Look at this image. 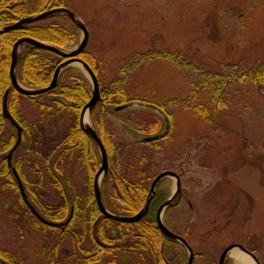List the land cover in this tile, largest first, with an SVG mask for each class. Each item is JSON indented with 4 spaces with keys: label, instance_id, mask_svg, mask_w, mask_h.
I'll return each instance as SVG.
<instances>
[{
    "label": "rangeland",
    "instance_id": "1",
    "mask_svg": "<svg viewBox=\"0 0 264 264\" xmlns=\"http://www.w3.org/2000/svg\"><path fill=\"white\" fill-rule=\"evenodd\" d=\"M54 4L66 7L86 25V51L95 57L100 92L122 88L125 93L126 107L115 110L120 103L107 102L86 117L97 131L100 122L110 131V137L106 135L110 167L132 181L141 179L142 170L141 183L148 191L153 177L163 170L180 176L182 199L164 211L162 222L197 252L194 264H217L222 249L231 243L252 250L264 264V81L241 79L264 61V0H54ZM56 20L75 32L63 16ZM75 34L74 43L65 49L77 45L81 31ZM69 68L61 72L62 82L79 77L91 91L80 64ZM216 89H221L218 108ZM53 98L43 94L39 100ZM199 107L205 112H198ZM20 111L28 120L41 118L39 132L43 128L52 136L70 119L65 112L47 117L49 113L27 97L21 99ZM10 129L4 122L6 136ZM150 136L155 138L145 142ZM27 145L28 140L20 142L14 158L18 154L24 159L22 170L45 203L57 205L63 197L73 200L84 191L79 150L64 158L62 174H57L63 187L57 191L45 171L41 186L36 183L38 175L23 158ZM103 177L104 199L120 206L110 196L111 180ZM174 191L175 179L164 177L155 193L166 200ZM3 197L0 250L11 254L12 261L0 259V264H75L76 243L39 233L29 224L31 215L18 210L16 197ZM5 199L14 210L3 207ZM67 213L57 222L65 221ZM80 245L90 248L92 241L87 237ZM166 253L173 264H187V250L179 244L169 243ZM131 256L135 259L131 264H137ZM226 264L243 263L229 252Z\"/></svg>",
    "mask_w": 264,
    "mask_h": 264
},
{
    "label": "trees",
    "instance_id": "2",
    "mask_svg": "<svg viewBox=\"0 0 264 264\" xmlns=\"http://www.w3.org/2000/svg\"><path fill=\"white\" fill-rule=\"evenodd\" d=\"M54 5V0H0V27L12 24L24 16L45 11L49 7H54ZM59 5L61 6V4ZM61 16L73 25L75 32L78 30L66 15L54 14L45 19L29 22L20 28L0 34V105L4 92L10 88L7 106L14 119L23 128L21 142L28 140V145L25 149L26 157L23 158L30 165L31 171L38 175L36 183L41 186L45 171L50 173L51 183L55 190L59 191L58 189L63 186L57 174H62V162L64 158L79 150L83 158L84 191L81 194H76L73 200L63 197V200L57 205L45 203L39 197V193L33 189L32 184L34 181L29 176L27 177L22 170L24 159L21 160V157L17 156L18 154L14 158L15 153H13V166L25 185L23 186L29 201L38 213L48 220L57 222L67 212L66 217L68 218L72 210L69 222L62 227H51L38 221L21 199L17 182L10 167L7 165L5 155L13 146L16 134L12 126H10L11 129L8 136L4 134V122L6 121L0 112V196L5 198L6 194L14 195L19 205L18 210L21 212L25 211L31 215L29 224L39 233L53 235L61 240L64 238L69 239L76 243L79 250L75 254V264H131L132 261H135L131 255L135 256L137 264H173L167 257L166 248L169 243H176V241L165 238L155 221L156 208L163 201L158 198L157 192L150 202L147 213L140 220L133 223L117 222L105 217L96 206L93 193V178L99 165L98 149L93 140L79 126L80 110L91 95L88 84L79 77H74L72 82L65 84L61 80V78H64L63 73H60L56 87L43 93L51 97L55 96V98L47 101L39 100V97L43 94L34 96L21 95L11 87L9 78L10 52L13 43L17 39L28 36L61 48H69L74 43L75 32H72L67 26L56 20V18ZM20 48L16 64L18 81L28 88H39L47 85L51 80L55 67L64 58L27 44L21 45ZM78 56L96 73L95 57L90 52L84 50ZM64 70L70 71L72 69L68 67ZM241 79L243 81L263 82L264 61L259 69L251 73L242 74ZM101 92L103 97L90 112L97 109L98 105L107 102L125 105L126 96L122 88L112 92L107 90ZM216 94L218 96L216 107L218 108L221 105V100H219L221 99V89H216ZM112 96H115L116 100L113 101ZM26 97L31 101L32 105L44 110L45 114L48 112L49 116L47 117H52L54 114L63 115L65 112L70 118L68 119L69 123L53 136L47 134L43 128L39 132L38 126H42L43 120L41 118L28 120L20 111L21 99ZM157 107L163 110L161 106L157 105ZM196 109L198 112H205V109L201 107ZM169 115H166L168 126H170ZM153 124L156 125L157 123L154 121ZM169 129L167 128L163 134L164 137L168 135ZM97 132L108 153L111 149V144L107 143L106 135L110 137V131L100 122L99 131ZM153 132L156 133V131ZM51 165L53 168L55 167L54 171H52ZM109 168L110 171L103 178L111 180L112 191L110 196L114 197L120 206L109 205L104 199V193L101 190L104 205L115 214H135L141 209L148 195V188L141 183L144 177L142 170L138 171L142 175L141 179L132 181L125 174H121L115 168L110 167V165ZM61 190L63 193V189ZM59 195L61 196V194ZM157 200L158 202H156ZM3 207L7 210H14L13 204L7 200ZM61 213L62 215H60ZM87 237L92 241L91 247H81L80 244ZM106 255L111 257L107 258ZM11 256L8 252L0 250V259L9 260L10 262L12 261Z\"/></svg>",
    "mask_w": 264,
    "mask_h": 264
},
{
    "label": "water",
    "instance_id": "3",
    "mask_svg": "<svg viewBox=\"0 0 264 264\" xmlns=\"http://www.w3.org/2000/svg\"><path fill=\"white\" fill-rule=\"evenodd\" d=\"M54 14L66 15L70 19V21L81 31V37H80L79 42L77 43V45L74 48L67 50L65 48H61L59 46H56V45H53V44H50L47 42H43V41L28 37V36L20 37L19 39H17L13 43L12 48H11V52H10L9 78H10V82H11V87L15 91H17L18 93H20L22 95L34 96V95L42 94V93H45V92L56 87V85L58 84L59 73L63 68L70 66V65H73L74 63L80 64V66L84 69V71L86 72V74L88 75V77L91 81V96H90L89 100L86 102V104H84L83 107L81 108V111L79 114V126H80L81 130L93 140V142L97 146L98 151L100 153V165H99L98 169L96 170V172L94 174V178H93V192H94V198H95V203H96L97 208L99 209L100 213L103 216L108 217L114 221L123 222V223L136 222V221L140 220L147 213L150 201L153 198V196L155 195L156 186L160 182V180H162L164 177H173L175 179V191L173 192V194L170 197H168L165 201H163L158 206V208L156 210V214H155V220H156L157 226L159 227L162 235L165 238L170 239V240H176L184 246V248L187 250V253H188L187 264H192L193 257H194V251L191 248V246L189 245V243L186 241V239L184 237H182L181 235L170 230L162 222V215H163L165 208L167 206L173 204L174 198L177 197V199H179V197H180V193H181L180 176L176 172L171 171V170H163L153 177V179L150 183V186H149L147 198H146L143 206L141 207V209L138 212H136L135 214H132V215L115 214V213L109 211L103 203L101 190H100V179L108 171L107 153H106V149H105L99 135L95 131V129L86 122V117L88 116L90 110L94 107V105L102 97L100 94V87H99L98 78H97L95 72L92 70V68L84 60H82L78 56L81 52L84 51V49L87 45L88 38H89V31H88L86 25L80 19H78V17H76V15L72 11H70L66 7L57 6V7H50L47 10L42 11V12L37 13V14L24 16L12 24L4 25V26L0 27V34L7 32L9 30H14V29L20 28L21 26H23L29 22L45 19V18H47L51 15H54ZM24 43L31 46V47L46 50V51L55 53L56 55L65 58L62 62H60L56 66L50 82L44 87L27 88V87L22 86L16 78V64L18 61L19 47ZM9 90H10V88L6 89V91L4 92L3 97H2L1 115L4 118V120H6L15 129L16 140H15L13 146L11 147V149L5 155V157H6L7 164L9 167H11L12 174H13L16 182H17L21 199L23 200L25 205L28 207L30 212L41 223L48 225V226H51V227L64 226L69 222L72 213L70 212L69 217L63 222H55V221L48 220V219L44 218L40 213H38V211L34 208V206L28 200L26 192H25L23 184H22V181L19 177V174L12 164V155L22 140L23 128L14 119V117L11 115V113L8 109L7 100H8ZM123 107H125V105L117 106V107H115V110H120ZM153 138H155V137H151V136L145 137L144 141L145 142L151 141V140H153ZM234 249H239L240 251L247 254L251 258V260L253 261V264H260V262L258 261L256 256L239 243H231V244L225 246L219 255L218 264H224V261H225L226 257L228 256V253ZM3 264H5V263H3Z\"/></svg>",
    "mask_w": 264,
    "mask_h": 264
},
{
    "label": "bare ground",
    "instance_id": "4",
    "mask_svg": "<svg viewBox=\"0 0 264 264\" xmlns=\"http://www.w3.org/2000/svg\"><path fill=\"white\" fill-rule=\"evenodd\" d=\"M235 261L237 263H243V264H253V261L251 260V258L239 251L236 250H232L231 251Z\"/></svg>",
    "mask_w": 264,
    "mask_h": 264
},
{
    "label": "flooded vegetation",
    "instance_id": "5",
    "mask_svg": "<svg viewBox=\"0 0 264 264\" xmlns=\"http://www.w3.org/2000/svg\"><path fill=\"white\" fill-rule=\"evenodd\" d=\"M82 59V58H81ZM83 60V59H82ZM56 68V67H55ZM65 68H68V67H65ZM65 68H63L61 71H60V73L65 69ZM62 80V79H61ZM63 81V80H62ZM95 106V105H94ZM96 130V129H95ZM181 199H182V190H181V193H180V197H179V199H177V197L176 198H174L173 199V202H174V204H172V205H169V206H167L166 207V209L167 208H169L170 206H174L175 204H179L180 203V201H181ZM164 201V200H163ZM162 201V202H163ZM165 209V210H166ZM164 210V211H165ZM156 214V213H155ZM170 240V239H169ZM173 241H176V240H173ZM176 244H179L180 246H182V244L181 243H179L178 241H176ZM243 246V245H242ZM183 248H184V246H182ZM246 248V247H245ZM185 249V248H184ZM246 249H248V248H246ZM250 252H252L254 255H255V253L252 251V250H250V249H248ZM197 255V252H195L194 251V257H193V262H192V264H194V258H195V256ZM188 256V255H187ZM256 256V255H255ZM256 258L258 259V257L256 256ZM258 261L260 262V260L258 259ZM226 262H227V257H226V259H225V261H224V264H226ZM217 264H218V261H217ZM260 264H262L261 262H260Z\"/></svg>",
    "mask_w": 264,
    "mask_h": 264
}]
</instances>
